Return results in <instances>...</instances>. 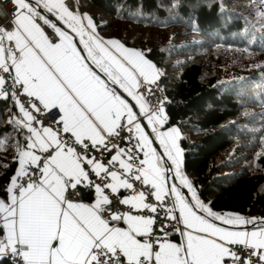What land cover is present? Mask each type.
I'll return each instance as SVG.
<instances>
[{
    "label": "snow or ice",
    "instance_id": "obj_1",
    "mask_svg": "<svg viewBox=\"0 0 264 264\" xmlns=\"http://www.w3.org/2000/svg\"><path fill=\"white\" fill-rule=\"evenodd\" d=\"M16 5L14 28L0 27V69L12 83L11 92L5 93L6 81L0 75V98L16 97L22 116L9 123L28 134L23 147L17 143L19 169L5 188L7 200L0 198V255L11 251L19 257L14 264H241L231 247L240 245L250 251L244 264H252L253 255L264 264V222L256 225L255 218L212 212L183 176L178 130L159 131L157 125L165 122L162 109L150 110L135 91L138 77H152L149 82L154 83L157 76L143 53L126 49L117 40H102L93 18L70 10L64 0H16ZM41 10L54 14L56 21ZM38 21L54 30L55 37L50 39ZM59 22L75 35L58 27ZM117 86L139 105L138 111ZM18 92L31 98L28 107L19 102ZM42 108L57 110L58 119L53 121L57 130L33 114ZM143 119L154 138L144 131ZM120 131L135 134L134 147L143 154L135 168L128 162L134 158L131 150L126 152L112 140ZM153 139L163 146L162 154L153 147ZM113 149L116 154L106 165L103 156ZM116 164L123 172L110 170ZM90 172L102 183H96ZM169 172L179 179V186L169 180ZM130 179L150 186L155 201L163 204L168 198L170 219L183 225L175 229L184 238L182 243L153 238L155 217L138 213H156L157 207L146 202L143 190L118 201L137 214L107 212L112 200L105 189L117 195L121 189L135 192ZM78 186L94 191L92 203L66 198L68 189ZM182 187L191 193L190 199ZM198 212L232 227H221ZM250 222L252 230H235Z\"/></svg>",
    "mask_w": 264,
    "mask_h": 264
},
{
    "label": "trees",
    "instance_id": "obj_2",
    "mask_svg": "<svg viewBox=\"0 0 264 264\" xmlns=\"http://www.w3.org/2000/svg\"><path fill=\"white\" fill-rule=\"evenodd\" d=\"M100 29L146 53L180 129L183 169L213 211L264 216V0H78ZM0 98V198L27 129ZM82 200L94 192L80 189ZM0 264L14 261L0 256Z\"/></svg>",
    "mask_w": 264,
    "mask_h": 264
},
{
    "label": "built area",
    "instance_id": "obj_3",
    "mask_svg": "<svg viewBox=\"0 0 264 264\" xmlns=\"http://www.w3.org/2000/svg\"><path fill=\"white\" fill-rule=\"evenodd\" d=\"M16 8L17 5L15 0H0V27H3L6 31L12 30L14 28L13 21H14L15 13L13 10ZM45 28L47 29V27ZM48 34L51 39L55 37V33L51 31H48ZM0 75H3L6 81L5 85L3 86L4 92L5 93L11 92L12 83H11L10 75L4 73L2 69H0ZM139 91L146 98L149 107L152 111L157 109H162V111H166L167 106L169 104V99L166 94L164 79L162 75L157 80H155L154 83L146 82L142 84L139 88ZM17 96L19 102L25 103V106L28 107V101L31 98L23 94H20L19 92L17 93ZM14 99L17 101L16 97H14ZM29 110L31 111L30 108ZM56 113H57L56 109L44 110L42 108L40 113L34 112L33 114L37 116L38 120L43 121L44 126H50L55 131L59 127L58 125L53 123L54 120L58 119ZM19 116L21 117L22 114L20 113ZM33 123L34 126L39 128L41 132L43 131V128L39 124H36L35 122ZM64 135L66 137L67 134ZM112 140L114 143L118 144L120 148H124L126 152H128L129 149L131 150L129 154L132 155L134 158L128 162H130L134 166V168L139 164V161L143 159V154L139 152L138 148L134 147V145L136 144L135 134L130 135L126 131H120L119 137H113ZM115 154H116V149H113L111 153H105L102 162H104L107 165V162L111 159V156ZM93 155L98 156V153L93 152ZM124 158L127 159V157ZM110 170H117L123 172V170L119 168V164H116L115 168ZM170 173L171 172H169V174ZM89 175L93 180H95L96 183H102L101 180L95 177L91 172L89 173ZM122 178H129V176L127 174H122ZM24 179L26 180L27 177H25ZM130 182L134 184L135 192H133L132 190H124V193L126 195L129 196L133 194H139V192L143 190L145 192V195L148 197L146 202L155 204L157 207L156 213H151L148 210H144L143 212L138 213V214H143L145 216L155 217L156 223L153 225V233H152L153 238L159 236L161 238H165L168 241H170L174 234H180L175 229L177 228L183 229V225L182 223H177V221L170 219V214L167 211V208L169 206L168 198H165L163 204H161L160 202L155 201L154 196L149 194L150 186H144L140 182L134 181L132 179H130ZM85 189L93 191L91 188H85ZM105 193L109 195L110 199L112 200V205H110L107 208L108 213L115 212L117 209H119V211L122 213L133 211L134 214H137L133 209H130L129 206L119 204L118 202L119 199L123 198L121 194L118 195L113 194L108 189H105ZM66 198L72 201L82 200L80 196V189L77 188L73 190L69 188L68 191L66 192ZM175 214L178 215V212ZM166 233L168 234L167 236H165ZM231 247L236 252L237 256L241 257V264H244V257L246 254L250 255V251L243 249L240 245H234ZM97 255L99 256L100 253L97 252ZM0 256H5L13 261L19 262V257L14 256L11 253V251L8 250H6ZM101 259H103V257H101ZM251 262L252 264H260L259 258L255 255L251 256ZM228 264H231V261H228Z\"/></svg>",
    "mask_w": 264,
    "mask_h": 264
},
{
    "label": "crops",
    "instance_id": "obj_4",
    "mask_svg": "<svg viewBox=\"0 0 264 264\" xmlns=\"http://www.w3.org/2000/svg\"><path fill=\"white\" fill-rule=\"evenodd\" d=\"M15 1H16V0H15ZM30 2H31V0H30ZM64 2H65V4L67 5V7H68L70 10H73V11H75V12H77L78 14H81V15H83V14H88V15H90V16L93 18V16H92L88 11H86V10H84V9L81 8L80 3H79L78 0H64ZM41 11L43 12V10H41ZM43 14L46 15V16H48V17H49L50 19H52L54 22H55L56 19H57L56 16H55L54 14H52V13L43 12ZM93 21H94V24H95V26H96V27H95V32H96V34H97L102 40H104V41H107V40H117V41H119L120 44H122V45L124 46V48L129 49V50L139 51V52L143 53L144 58H145L146 60H148L149 62H151V63L155 66V71H156V73H157V76H156L155 80H157V79L161 76V72H160L158 66L156 65V63H155V62H154V61H153V60H152V59H151L146 53H144L143 51H141V50H140L139 48H137V47L127 45V44L124 43L122 40H120V39H118V38H116V37H113V36L109 35L108 33L103 32V30H101L100 27H99L100 24H98V23L95 21L94 18H93ZM38 22L41 23V26L44 27L45 32H46L47 34H48V31H51V32L54 33V30L48 28V26H46V25H43L42 22H40V21H38ZM57 26H58V27H62V28H64V30L69 31V34H70V35H75V34L71 33V30H70V29H67L66 25H63V22H59ZM45 27H47L48 31H47V29H46ZM48 35H49V34H48ZM49 38H50V37H49ZM50 39H51V38H50ZM78 39H79V38L76 37V40H77V47L80 48V49H82V48H83V45H81V44L78 43ZM108 47L110 48V50H113V51H114V49H112L111 46H108ZM81 54L84 55L85 53L82 52ZM90 66H91V65H90ZM94 70H96V69L94 68ZM138 79H140V86H141L142 84H144V83H146V82H149V80H151L152 77H149V80H144L143 78H139V77H138ZM140 86H139L138 88L135 89V91H136L138 94H141L140 91H139ZM117 90L121 93V95H122L125 99H127V100L129 101V103L136 105V106L134 107L133 110H134V111H138L139 105L136 104V102L133 101L132 98L129 97L127 93L123 92L122 89H119L118 86H117ZM141 95H142V94H141ZM144 98H145V97H144ZM145 100H146V98H145ZM146 107H148V108L150 109L147 100H146ZM150 110H151V109H150ZM138 115H139V112H138ZM162 115H163V117H164V119H165V122H164L163 124H161V125H157L158 130H159V131H170V130L173 129V128H175V129L178 130L177 145H178V147L181 149V153H182V154H181V171H182L183 176L187 178V180L191 183L192 187L196 190V193H197V196H198V192H199V191H198V190L196 189V187L192 184L191 180H190L189 177L186 175V173H185V171H184V169H183L184 151H183V148H182V146H181V144H180V139H181V132H180V129H179L177 126H175V125H168V116H167V112H166V111H162ZM141 121H142V120H141ZM143 121H145V123L147 124L146 119H143ZM141 125H142V124H141ZM142 127H143V126H142ZM148 127H149V129H150V131H151V126H148ZM143 128H144V127H143ZM144 131L147 132V131L145 130V128H144ZM147 133H148V132H147ZM148 134H149V133H148ZM151 134H152V136L149 134V137H150V138H154L155 135H156V134L153 133L152 131H151ZM153 147L156 148L157 153H160V154L163 153V146L159 145V141H158V139H153ZM37 154L39 155L40 153L38 152ZM122 158H124V157H122ZM167 166L170 167V168H172L173 170H174V168H175V166L171 164V161H167ZM169 180H170L171 182H175V183L179 186V179L173 177L172 172L169 174ZM77 188L81 189V188H83V187H82V186H78ZM181 190L184 192L185 196L188 197V198L190 199V197H191V193H190L186 188H183V187L181 188ZM93 192H94V191H93ZM119 194H121L122 197L128 196V195H126V194L124 193V189H121L120 192H119ZM198 198H199V197H198ZM199 200H200V199H199ZM71 201H72V200H71ZM200 201H201V200H200ZM73 202H83V203H86V204H87V203H92L93 200H92V201L79 200V201H73ZM190 202L194 203V201H190ZM201 202H202L206 207L210 208L209 205H208L207 203H205V202H203V201H201ZM210 209H211V208H210ZM211 211L214 212V213H218V214L240 215V216L244 217L245 219H247V220H249V221H252L253 218H255L256 225H260L262 222H264V216H262V215H241V214L234 213V212H217V211H213L212 209H211ZM198 214L204 215L205 218L212 220V222L216 223L217 225H219V226H221V227H232V226L224 225L222 221H216V220L214 219V217H208L207 214H205V213H200V212H198ZM120 226H124V225H120ZM253 227H254V225L250 222V223H248L247 225L240 226L239 228H236L235 230H243L244 228H247V229L250 231V230L253 229ZM183 239H184V238L181 237L180 234H174V235L172 236V239L170 240V242H173V243H177V244H179V243H182V242H183Z\"/></svg>",
    "mask_w": 264,
    "mask_h": 264
},
{
    "label": "water",
    "instance_id": "obj_5",
    "mask_svg": "<svg viewBox=\"0 0 264 264\" xmlns=\"http://www.w3.org/2000/svg\"><path fill=\"white\" fill-rule=\"evenodd\" d=\"M141 124L145 128V130L152 136L151 131H150L149 127L147 126V124L145 123V121L142 120ZM196 189L199 191L198 187H196Z\"/></svg>",
    "mask_w": 264,
    "mask_h": 264
}]
</instances>
